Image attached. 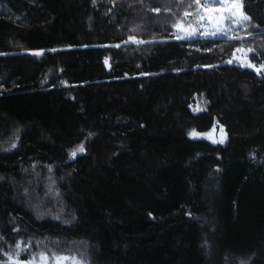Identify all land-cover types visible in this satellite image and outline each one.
<instances>
[{
  "label": "trees",
  "instance_id": "obj_1",
  "mask_svg": "<svg viewBox=\"0 0 264 264\" xmlns=\"http://www.w3.org/2000/svg\"><path fill=\"white\" fill-rule=\"evenodd\" d=\"M242 4L234 33L179 40L195 0H0V264L21 241L20 260L264 264V71L235 59L264 64V0ZM214 126L223 144L190 136Z\"/></svg>",
  "mask_w": 264,
  "mask_h": 264
},
{
  "label": "snow or ice",
  "instance_id": "obj_2",
  "mask_svg": "<svg viewBox=\"0 0 264 264\" xmlns=\"http://www.w3.org/2000/svg\"><path fill=\"white\" fill-rule=\"evenodd\" d=\"M195 4L197 6V12L195 13L197 20L195 26L192 24L186 26L182 21L177 22V24L174 25V27L177 29V39L191 38L201 29H203L201 34L205 37L215 36L217 34L227 35L229 30L224 27L225 20H228L236 25H243L245 22H249L251 19L243 11L242 0H206V2L203 4H201V0H195ZM213 4H219L221 7H214L212 6ZM155 11L159 12V9H155ZM189 15H192V13L185 11L184 16L187 17ZM180 33H183V35ZM235 38L241 39V37ZM237 51L243 52L245 50L237 49ZM247 51L250 52L251 49H248ZM41 54L42 50L36 51L34 53V55ZM243 63L246 66L254 68L257 73L264 71V64H261L257 67L256 65H253L247 61L246 57L244 58ZM192 135H196V133L193 132ZM220 142H223V140L221 139ZM78 151H84L82 145L78 146L76 150L72 151L71 156L75 157ZM22 244H24L23 241L17 243L15 257H12L9 253H4V255L9 256L12 264H86L84 260L76 256L58 254L55 252L49 254L45 251L33 254L27 260H20V252L28 250L27 247H21Z\"/></svg>",
  "mask_w": 264,
  "mask_h": 264
},
{
  "label": "rangeland",
  "instance_id": "obj_3",
  "mask_svg": "<svg viewBox=\"0 0 264 264\" xmlns=\"http://www.w3.org/2000/svg\"><path fill=\"white\" fill-rule=\"evenodd\" d=\"M205 2H206V0H201V4H203ZM212 6H214V7H221V5H219V4H213ZM195 10L196 11H194V12H189V13H192V15H189L187 17L184 16V19L181 20L186 26L189 25V24H192L193 26H195V23H196V20H197V17L195 15V13L197 12V6H196V9ZM181 21H179V22H181ZM244 24H243V26L242 25H236V24L231 23L228 20H225L224 21V27L229 30L228 31V34L227 35L217 34L215 36H208V37L216 38V37L228 36L229 34L234 33V31L237 30L238 27H240V26L244 27ZM202 31H203V29H201L200 31H198L197 34L194 35V36H192L191 38H184V39H179V40L193 39V38H196V37H205V36H203L201 34ZM180 34L183 35V33H180ZM176 35H177V29L175 27H173V29L171 30V36H172V38L177 39L176 38ZM128 40L129 41H127V42H129V43H143L144 42V41L137 42V41H140L137 38H135V39H128ZM237 54H238L237 55V58H235L236 61H238L239 64H242L243 66H246L243 63V60L246 57L247 61H249L248 60V56H247V51L245 50L243 52H238ZM206 105H207V99L205 98V96L203 94L197 95L196 96V100H195V102L193 104V110L195 112H200V111H202V110H204L206 108ZM193 132H195L196 135H192ZM190 136L193 137V138H198V139H200V138H207V139H209V140H211V141H213L215 143H219V144H223L226 141V135H225L224 129L221 128V127H218V126H214L208 132H200V131H197V130H192L190 132ZM221 139L223 140V142H220Z\"/></svg>",
  "mask_w": 264,
  "mask_h": 264
},
{
  "label": "water",
  "instance_id": "obj_4",
  "mask_svg": "<svg viewBox=\"0 0 264 264\" xmlns=\"http://www.w3.org/2000/svg\"><path fill=\"white\" fill-rule=\"evenodd\" d=\"M219 127V126H218ZM217 144H219V143H217Z\"/></svg>",
  "mask_w": 264,
  "mask_h": 264
}]
</instances>
